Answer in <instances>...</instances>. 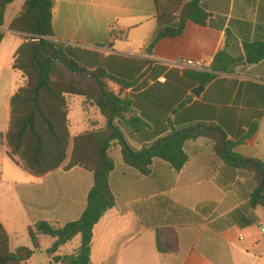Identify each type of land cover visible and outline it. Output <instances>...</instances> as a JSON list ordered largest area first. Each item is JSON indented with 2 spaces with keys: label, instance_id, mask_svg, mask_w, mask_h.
<instances>
[{
  "label": "crops",
  "instance_id": "1",
  "mask_svg": "<svg viewBox=\"0 0 264 264\" xmlns=\"http://www.w3.org/2000/svg\"><path fill=\"white\" fill-rule=\"evenodd\" d=\"M25 1L10 22H6L8 6L5 26L0 28L7 35L0 51L13 35L20 37L14 54L24 43L23 35L9 26ZM54 2L52 40L64 45L67 56L82 68L104 70L126 84V88L109 86L131 101L132 113L115 124L133 149L151 147L173 129L215 125L228 141L241 142L235 153L264 163V60L216 74L207 85L186 74L200 71L173 65L181 58L213 64L223 50L238 55L244 43L264 40V0H203V8L211 14L206 26L189 22L181 36L164 39L152 50L148 47L158 27L154 0ZM14 60L15 55L8 72L21 78L20 85L0 70V106L7 113L0 134L9 129L10 100L26 81L13 70ZM204 73L214 74L213 70ZM83 110L88 116L84 102ZM131 119L147 127L137 131L127 122ZM253 125L257 131L249 138ZM103 126L90 122L89 130ZM185 152L189 161L181 172L155 159L149 174L143 175L124 162L121 146L111 149L115 169L110 186L116 206L94 228L91 264H264V208L251 207L257 189L252 175L217 156L207 138L188 141ZM28 180L15 184L18 194H3L4 167L0 165V222L13 251L33 247L29 228L40 221L61 229L79 220L94 184L93 174L79 167L70 171L62 167L44 177L30 175ZM169 202L180 210L175 211ZM157 227L175 229L177 254L157 250ZM49 238L52 246L55 239ZM79 246L66 253L63 246L57 255L70 256ZM49 262L53 264L50 256Z\"/></svg>",
  "mask_w": 264,
  "mask_h": 264
},
{
  "label": "trees",
  "instance_id": "2",
  "mask_svg": "<svg viewBox=\"0 0 264 264\" xmlns=\"http://www.w3.org/2000/svg\"><path fill=\"white\" fill-rule=\"evenodd\" d=\"M14 1L0 0V28L5 26L7 8ZM154 2L158 27L149 50L164 39L181 36L189 22L206 26L211 18V14L202 6L203 0ZM54 5V0H26L21 13L9 26L11 31L21 33L25 40L15 54L12 68L21 72L26 81L10 100L9 129L5 134H0V146H5L8 157L32 176L44 177L62 167L66 171L79 167L93 174L94 184L88 195L87 208L79 220L67 223L61 229L46 221L29 228L32 248L19 247L13 251L10 236L0 222V264H27L41 249L45 237L55 239L47 250L53 263L91 264L94 228L116 206V197L110 186L115 161L110 151L117 145L122 147L124 162L143 175L149 174L155 159L169 163L179 173L189 161L185 144L190 140L207 138L217 156L252 175L257 189L251 196V207L264 208V163L235 153V148L241 142L228 141L223 131L215 125L173 129L169 136L151 147L141 151L133 149L115 124L116 121L126 120V116L132 113L131 101L120 98L109 86L113 83L126 88V84L104 70L91 72L82 68L67 56L64 45L52 40ZM6 35L0 31V44ZM37 60L46 62L39 63ZM263 60L264 40H260L244 43L242 53L238 55L227 50L218 53L212 64L214 74H186L207 85L216 74L232 73L241 64L255 65ZM77 72L90 73L92 77L78 75ZM72 97L84 98V108L88 105L96 108L106 118V125L72 136L68 118V99ZM127 122L137 131L147 127L140 120ZM256 131L257 126L253 125L248 137L251 138ZM242 161L246 163L240 164ZM169 203L175 211L180 210L174 203ZM155 233L157 250L161 254L178 253V237L173 227H157ZM77 237L81 242L74 254L57 255L63 246Z\"/></svg>",
  "mask_w": 264,
  "mask_h": 264
},
{
  "label": "rangeland",
  "instance_id": "3",
  "mask_svg": "<svg viewBox=\"0 0 264 264\" xmlns=\"http://www.w3.org/2000/svg\"><path fill=\"white\" fill-rule=\"evenodd\" d=\"M22 0H15V2L9 6V10L6 15V22H10L16 14V11L20 8ZM20 37L13 35L4 45V47L0 51V70L4 69V75L6 79H10L14 85H20L21 78L18 76H11L8 72V68L10 67L11 59L15 55L14 53V44ZM2 73V72H1ZM83 102L84 98L82 97H72L69 100V119L71 122V134L72 136H76L78 134L84 133L89 130L90 122H97L99 125L103 126L106 123V118L102 116L100 113L91 112V105L86 106L85 111L88 112V116L85 114L83 110ZM97 113V114H96ZM7 119V113L5 114V109L0 106V129L5 127V123ZM0 165L4 167V183L5 187H3V194H18L19 189L15 186V184H24L28 183V178L30 175L19 168L16 163H14L6 154V149H2V153L0 154ZM28 237H26L27 240ZM30 245V239L27 240ZM12 243V242H11ZM14 239L13 243L14 244ZM80 243V239L76 238L73 241L69 242L68 245L62 248L63 252H69L73 247L78 246ZM51 247V239L49 237H45L43 239L42 247L40 250L36 252V256L28 262L27 264H50L49 256L46 253V250ZM31 248V247H30ZM54 264V263H53Z\"/></svg>",
  "mask_w": 264,
  "mask_h": 264
},
{
  "label": "built area",
  "instance_id": "4",
  "mask_svg": "<svg viewBox=\"0 0 264 264\" xmlns=\"http://www.w3.org/2000/svg\"><path fill=\"white\" fill-rule=\"evenodd\" d=\"M173 65L179 67L181 70H194L200 72H211L212 71V62L209 60H193L187 58H181L173 62ZM165 82V79H163ZM114 93L116 95L119 93V89L115 88ZM261 234L264 236V227L261 229Z\"/></svg>",
  "mask_w": 264,
  "mask_h": 264
},
{
  "label": "water",
  "instance_id": "5",
  "mask_svg": "<svg viewBox=\"0 0 264 264\" xmlns=\"http://www.w3.org/2000/svg\"><path fill=\"white\" fill-rule=\"evenodd\" d=\"M38 12V11H37ZM37 12H36V15H37ZM34 57L36 58V50H34ZM37 62L39 63H45L46 61H40V60H37ZM78 75H82V76H85V77H92V75L90 73H85V72H77ZM203 88V87H202ZM240 164H245L246 162H239ZM57 234L59 235L60 232L58 231Z\"/></svg>",
  "mask_w": 264,
  "mask_h": 264
}]
</instances>
